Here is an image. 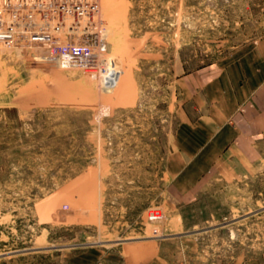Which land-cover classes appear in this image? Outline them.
Masks as SVG:
<instances>
[{
	"label": "rangeland",
	"instance_id": "rangeland-1",
	"mask_svg": "<svg viewBox=\"0 0 264 264\" xmlns=\"http://www.w3.org/2000/svg\"><path fill=\"white\" fill-rule=\"evenodd\" d=\"M260 46L264 0H0V264H264V157L188 125Z\"/></svg>",
	"mask_w": 264,
	"mask_h": 264
},
{
	"label": "crops",
	"instance_id": "crops-1",
	"mask_svg": "<svg viewBox=\"0 0 264 264\" xmlns=\"http://www.w3.org/2000/svg\"><path fill=\"white\" fill-rule=\"evenodd\" d=\"M254 55L260 69L254 82H241L242 76L236 82L228 81V87L221 94L225 97L221 115L214 109L210 110V104H207L203 120L189 121L188 125L194 130L191 131L197 134L195 140L200 143L199 149L190 150L191 159L225 160L230 171L237 175L256 173L261 168L264 157V81L261 83L264 80V46L256 49ZM198 174L202 178L208 172ZM200 180L197 179V182ZM125 251L122 247L126 263H135L131 259L133 254Z\"/></svg>",
	"mask_w": 264,
	"mask_h": 264
},
{
	"label": "built area",
	"instance_id": "built-area-1",
	"mask_svg": "<svg viewBox=\"0 0 264 264\" xmlns=\"http://www.w3.org/2000/svg\"><path fill=\"white\" fill-rule=\"evenodd\" d=\"M73 53L74 54H77V55H80V54H83L84 53V49L82 47H73ZM107 75L105 77V81L107 83H109L108 81L110 80V74H111V68L109 67L107 70Z\"/></svg>",
	"mask_w": 264,
	"mask_h": 264
}]
</instances>
